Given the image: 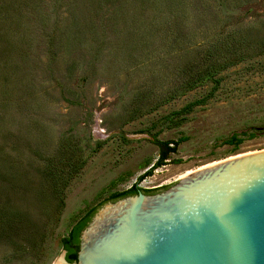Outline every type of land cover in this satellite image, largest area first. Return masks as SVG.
I'll list each match as a JSON object with an SVG mask.
<instances>
[{"label":"rangeland","instance_id":"374dc122","mask_svg":"<svg viewBox=\"0 0 264 264\" xmlns=\"http://www.w3.org/2000/svg\"><path fill=\"white\" fill-rule=\"evenodd\" d=\"M220 44L242 47L243 60L182 125L159 132L185 140L138 181L159 158L164 116L212 87L187 89L182 70ZM234 133L237 146L226 142ZM260 150L264 0H0V205L37 232L34 246L0 237V264H54L61 238L111 193L164 189ZM48 169L62 177L53 185Z\"/></svg>","mask_w":264,"mask_h":264},{"label":"water","instance_id":"95a60500","mask_svg":"<svg viewBox=\"0 0 264 264\" xmlns=\"http://www.w3.org/2000/svg\"><path fill=\"white\" fill-rule=\"evenodd\" d=\"M79 239L54 264H264V150L109 202Z\"/></svg>","mask_w":264,"mask_h":264},{"label":"trees","instance_id":"16d2710c","mask_svg":"<svg viewBox=\"0 0 264 264\" xmlns=\"http://www.w3.org/2000/svg\"><path fill=\"white\" fill-rule=\"evenodd\" d=\"M242 47L233 48H225L224 45L215 46L214 50L209 49V47L200 55L197 56V60L191 65L187 70L183 69L182 72L184 74H190V76H186L185 86L187 89H193L196 86L203 84L205 82H211L212 87L209 93L202 97L201 99H197L191 102L186 103L181 108L171 111L168 115H165L163 120L161 121V128L153 134L152 142L157 145L159 148V158L158 160L142 175L138 177V181L143 180L146 176L152 174V171L163 165L165 160L169 158L170 153L176 152L178 144L185 140V137H181L178 140H166L161 141L157 138L160 131L164 129H171L174 127H178L183 124L186 120V115L189 114L195 106L204 104L209 98L213 96V93L218 88V85L221 81L219 77V73L236 64L238 61L243 60ZM182 74V73H181ZM241 135H247L248 138L254 137L255 133L244 131ZM238 134H232L226 142L234 144L237 146L240 144L244 138L237 137ZM179 162V161H178ZM84 162L81 163V166ZM47 176L49 178L50 184H55L58 180H60L61 175L59 172L52 171L51 169L47 170ZM138 191H142L145 193L155 192L156 189H144L134 183L128 189L122 191H116L111 193L109 196V200H116L122 198L127 195L136 194ZM54 192L58 193L57 187L54 189ZM95 212V208H91L84 215L80 216L75 223L69 229L67 235L61 238V246L66 250V260L68 262H73L76 260L78 245H79V236L81 231L86 227L91 217ZM21 234H25V239L28 244H34L35 236L37 234L36 227L27 219V217L23 214H14L11 213L9 208L3 207L0 205V237H5L6 240L10 242H15L14 240L18 239ZM40 234V233H39ZM14 244V243H13Z\"/></svg>","mask_w":264,"mask_h":264},{"label":"flooded vegetation","instance_id":"af4514ba","mask_svg":"<svg viewBox=\"0 0 264 264\" xmlns=\"http://www.w3.org/2000/svg\"><path fill=\"white\" fill-rule=\"evenodd\" d=\"M158 190H161V189H156V191H158ZM155 191V192H156ZM78 250H79V245H78ZM63 251H64V258H65V256H66V250L65 249H63ZM78 252V251H77ZM65 260H66V258H65ZM67 261V260H66ZM76 261V260H75Z\"/></svg>","mask_w":264,"mask_h":264},{"label":"bare ground","instance_id":"6f19581e","mask_svg":"<svg viewBox=\"0 0 264 264\" xmlns=\"http://www.w3.org/2000/svg\"><path fill=\"white\" fill-rule=\"evenodd\" d=\"M184 175H185V173H184Z\"/></svg>","mask_w":264,"mask_h":264}]
</instances>
